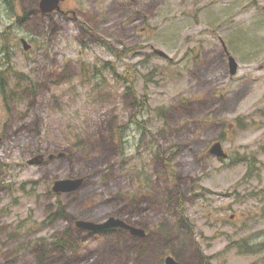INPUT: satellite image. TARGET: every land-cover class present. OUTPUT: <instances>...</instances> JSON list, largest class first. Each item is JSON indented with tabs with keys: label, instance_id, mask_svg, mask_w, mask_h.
Returning a JSON list of instances; mask_svg holds the SVG:
<instances>
[{
	"label": "rangeland",
	"instance_id": "rangeland-1",
	"mask_svg": "<svg viewBox=\"0 0 264 264\" xmlns=\"http://www.w3.org/2000/svg\"><path fill=\"white\" fill-rule=\"evenodd\" d=\"M38 3L0 0V264H264V0Z\"/></svg>",
	"mask_w": 264,
	"mask_h": 264
},
{
	"label": "water",
	"instance_id": "water-1",
	"mask_svg": "<svg viewBox=\"0 0 264 264\" xmlns=\"http://www.w3.org/2000/svg\"><path fill=\"white\" fill-rule=\"evenodd\" d=\"M65 0H40L39 2V9L43 13L51 12L54 9L58 8V5L60 2H64ZM23 49L25 51L28 50V45L24 40L21 41ZM156 53L164 57L165 54H163L161 51H156ZM228 63H229V71L230 75L233 76L236 74L237 70V64L235 60L231 57H228ZM208 153L216 158L219 159H226L227 155L222 149V146L219 142L213 144L209 150ZM61 156V154H59ZM53 156H49V159H52ZM44 156L38 155L33 157L32 159L28 160V164L32 166H38L42 162ZM82 179H65V180H59L53 183L52 186V192L54 194H64V193H70L73 191H76L81 186ZM75 227L81 230L89 231L90 233H99L107 230H112L116 228H121L124 230L129 231L131 234L134 235H143V231L139 228H136L134 226H130L123 222L120 219H114L111 218L108 221H106L103 224H94L91 222H85V221H76ZM165 264H180L176 262L172 257H167L165 259Z\"/></svg>",
	"mask_w": 264,
	"mask_h": 264
},
{
	"label": "flooded vegetation",
	"instance_id": "flooded-vegetation-1",
	"mask_svg": "<svg viewBox=\"0 0 264 264\" xmlns=\"http://www.w3.org/2000/svg\"><path fill=\"white\" fill-rule=\"evenodd\" d=\"M16 1V0H15ZM39 2H40V0H38ZM38 13L43 17V18H46L48 21H49V19H52V18H54L55 16H59V14L60 13H62V11H61V9H60V4H59V7L57 8V9H54V10H52L51 12H48V13H43V12H41L40 11V9H39V3H38ZM28 45V44H27ZM29 46V45H28ZM30 48H31V46H29ZM29 48V49H30ZM227 155V154H226ZM75 191H73V192H70V193H74ZM65 194V193H64ZM232 218V217H231ZM44 223H42V224H40L39 226H36V227H34V228H32V226L31 227H29V228H27V230H26V232H28V233H30L29 235H32V236H34V235H36V234H38V233H40L41 231H43V229H44ZM135 227V226H134ZM136 228H138V227H136ZM143 231V235H134V234H131L129 231H127V230H124V229H121V228H116V229H112V231L111 232H114V233H117V234H119V233H121V232H125V233H128V234H130L132 237H134V238H140V239H146V237H147V233L145 232V230H142ZM167 256H169L168 254H167V252L165 253H163V259H164V257H165V259H166V257ZM165 259H164V261H165Z\"/></svg>",
	"mask_w": 264,
	"mask_h": 264
},
{
	"label": "trees",
	"instance_id": "trees-1",
	"mask_svg": "<svg viewBox=\"0 0 264 264\" xmlns=\"http://www.w3.org/2000/svg\"><path fill=\"white\" fill-rule=\"evenodd\" d=\"M9 1L10 0H6V2L7 3H9ZM6 8H8V10H12V3L10 2V4H8V6L6 7ZM2 77V76H1ZM3 88H1V90H2ZM1 93H2V91H1ZM123 128H120V127H116V128H114V137L120 142H117L115 139V142H116V144L119 146V151L122 149L120 146H122V138H123V136H122V133H123ZM76 145H79V141L78 142H76Z\"/></svg>",
	"mask_w": 264,
	"mask_h": 264
}]
</instances>
